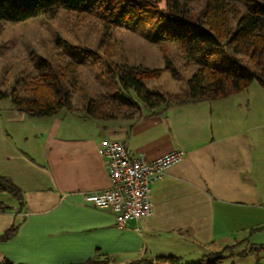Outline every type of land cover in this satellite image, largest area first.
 <instances>
[{"label":"crops","instance_id":"0c3cea01","mask_svg":"<svg viewBox=\"0 0 264 264\" xmlns=\"http://www.w3.org/2000/svg\"><path fill=\"white\" fill-rule=\"evenodd\" d=\"M5 117L0 175L19 187L23 201L15 217L0 213V232L18 221L16 233L0 240V255L12 262L72 264L97 255L112 264L159 256L185 261L213 246L222 211L248 208L264 218V89L257 82L217 100L155 113L142 107L129 121L97 122L82 109L29 117L9 108ZM103 139L124 141L146 160L184 152L151 183L150 214L123 227L110 210L84 200L111 185L98 153Z\"/></svg>","mask_w":264,"mask_h":264},{"label":"trees","instance_id":"16d2710c","mask_svg":"<svg viewBox=\"0 0 264 264\" xmlns=\"http://www.w3.org/2000/svg\"><path fill=\"white\" fill-rule=\"evenodd\" d=\"M165 1L166 4L160 10L159 2L154 0H93L88 4L86 0H0V22L17 23L38 16L49 18L59 9H66L99 19L103 31L108 33L113 27L142 14H152L154 19H160L156 36L177 43L186 59L212 60L219 55V48L224 47L230 55L247 56L251 62V68L240 65L214 67L203 62L188 78L185 95L176 99L146 86L147 80L160 76V68L138 66L116 70L110 67L107 74L111 78L110 84L118 87V90L106 94L108 107L102 105L105 102L90 100L83 108L86 115L98 120L116 118L119 109L139 115L141 106L155 113L188 102L217 100L243 91L252 82H257L264 89V4L250 0L253 2L248 12L237 17L234 28H230L228 15L235 12L226 0H207L204 19L180 9L179 0ZM36 66L39 75L25 83L21 94H9L16 110L29 117L50 116L62 109L71 110L70 93L59 77L55 76L51 66L46 62ZM122 90H132L135 98L123 94ZM138 115L130 120L137 119ZM9 198L13 200L9 201ZM22 207L19 187L9 177L0 175V213H13L15 217ZM17 228L18 221H13L0 232V240L12 237ZM235 248L236 245L226 246L221 250V255L204 254L190 264H218L226 257L235 256ZM225 251L228 253L225 254ZM208 256L212 258L204 261ZM183 259L182 256L141 257L126 264H185ZM0 264L20 263L0 255ZM72 264L112 263L108 257L97 255Z\"/></svg>","mask_w":264,"mask_h":264},{"label":"rangeland","instance_id":"374dc122","mask_svg":"<svg viewBox=\"0 0 264 264\" xmlns=\"http://www.w3.org/2000/svg\"><path fill=\"white\" fill-rule=\"evenodd\" d=\"M91 1L93 0H86V3ZM154 1L159 2L160 10L166 4L165 0ZM253 1L264 4V0ZM253 1L226 0L235 12L228 15L230 28H234L237 17L248 12ZM206 2L207 0H179L180 9H185L187 14L200 19H204ZM159 21L152 14H142L132 21L113 27L107 33L103 31L99 19L59 9L49 18L38 16L17 23L0 22L1 123L9 108L16 109L9 94H21L25 83L39 75L36 65L42 62L51 66L55 76L68 89L72 110H83L90 100L105 102L102 105L108 107L106 94L118 90V87L110 84L111 78L107 75L110 67L116 70L138 66L160 68V76L147 80L146 86L174 99L185 95L188 78L203 62L214 67H252L247 56H232L224 47L219 48V55L212 60L186 59L177 43L164 41L156 36ZM122 93L135 98L132 90H122ZM119 110L115 120L129 121L131 117L138 115L130 110ZM69 118L65 117L66 120ZM218 220L221 233L213 246L199 253V256L186 258L185 264L195 262L202 253L221 255L224 247L232 245H236L233 251L235 256L226 257L218 264H264L262 213L234 207L222 211ZM252 248L255 252L245 255ZM224 253L227 254L228 251ZM212 256L206 257L204 261Z\"/></svg>","mask_w":264,"mask_h":264},{"label":"built area","instance_id":"2783aa9c","mask_svg":"<svg viewBox=\"0 0 264 264\" xmlns=\"http://www.w3.org/2000/svg\"><path fill=\"white\" fill-rule=\"evenodd\" d=\"M98 153L107 160L111 185L86 193L84 200L97 208L110 210L119 227L150 214L151 183L162 178L168 168L184 158L183 150L177 149L146 160L142 154H135L124 141L117 139H103Z\"/></svg>","mask_w":264,"mask_h":264}]
</instances>
